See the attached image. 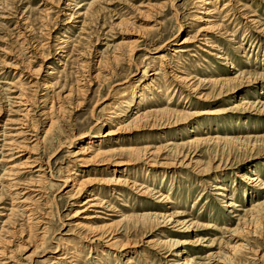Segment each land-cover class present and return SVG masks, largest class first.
I'll list each match as a JSON object with an SVG mask.
<instances>
[{
    "label": "rangeland",
    "instance_id": "374dc122",
    "mask_svg": "<svg viewBox=\"0 0 264 264\" xmlns=\"http://www.w3.org/2000/svg\"><path fill=\"white\" fill-rule=\"evenodd\" d=\"M262 104L264 0H0V264H264Z\"/></svg>",
    "mask_w": 264,
    "mask_h": 264
},
{
    "label": "bare ground",
    "instance_id": "6f19581e",
    "mask_svg": "<svg viewBox=\"0 0 264 264\" xmlns=\"http://www.w3.org/2000/svg\"><path fill=\"white\" fill-rule=\"evenodd\" d=\"M206 4H208V3H206ZM80 6V5H79ZM81 7V6H80ZM80 7H78V8H80ZM207 13H209V12H207ZM184 42H186V41H183V43ZM182 43V44H183ZM174 52L175 53H181V52H185L184 50H182V49H177V50H174ZM235 68V67H234ZM262 106L264 107V104H262ZM110 133H107L106 134V136H108ZM14 141V140H13ZM13 141H11L10 143H9V145H12V146H15L14 145V143L15 142H13ZM15 149V148H14ZM23 164V163H22ZM40 167H42V166H40ZM14 168V167H13ZM10 172H12L11 170L9 171V174H10ZM245 177V176H244ZM246 180H248L250 183H259V185H261V187L263 186V188H264V182H261L257 177H254V178H248V177H246ZM256 185V184H255ZM216 188V190H222V187H215ZM224 188V187H223ZM217 195H220V194H217ZM93 201H95V199H88L87 201H85L84 203H83V206L84 205H86V204H89L90 206L89 207H92V206H94V207H96V205H94V203H93ZM103 202H105V201H103ZM100 207V206H99ZM228 207H233V208H237L238 206L235 204V203H233V202H231V204L228 206ZM242 209L241 208H238V211H241ZM244 211V210H243ZM250 211H247L246 212V210H245V216L244 217H247L250 213H249ZM149 216V215H148ZM234 216H238L237 214H235ZM244 217H239V220L242 222L243 221V223H244ZM250 217H251V215H250ZM191 221V220H190ZM189 221V222H190ZM184 222V221H183ZM181 225H183L182 223H181ZM185 225V224H184ZM193 225V224H192ZM191 226V225H190ZM189 229V227H187V230ZM32 256V255H31ZM31 256H28L26 259H25V261H27L28 263L30 262L31 263ZM27 263V264H28ZM29 263V264H30Z\"/></svg>",
    "mask_w": 264,
    "mask_h": 264
}]
</instances>
